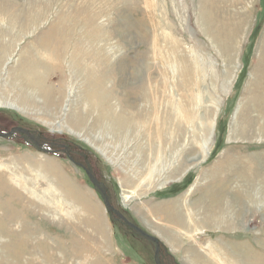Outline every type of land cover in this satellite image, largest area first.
<instances>
[{
  "label": "rangeland",
  "instance_id": "1",
  "mask_svg": "<svg viewBox=\"0 0 264 264\" xmlns=\"http://www.w3.org/2000/svg\"><path fill=\"white\" fill-rule=\"evenodd\" d=\"M0 125L87 155L164 264H264V0H0ZM129 230L65 153L0 137V264H156Z\"/></svg>",
  "mask_w": 264,
  "mask_h": 264
},
{
  "label": "water",
  "instance_id": "2",
  "mask_svg": "<svg viewBox=\"0 0 264 264\" xmlns=\"http://www.w3.org/2000/svg\"><path fill=\"white\" fill-rule=\"evenodd\" d=\"M15 133H18L27 143H29L38 151H42V152L50 151L49 149L42 147V143L40 141L42 135L40 132L36 130H31L20 126H14L9 131H1L0 137L12 138V136ZM55 144L61 148L60 151L64 152L66 155L69 156V152L71 149L70 144L68 143H55ZM84 158L86 160V166H84L85 172L90 182L93 184L95 191L99 194L104 204L105 210L110 216L111 220L114 221L118 220L119 222L124 223L127 226V228L130 229L134 234L145 239L154 250L155 263L164 264V249L161 240L157 236L149 233L148 231L144 230L143 228L129 221L118 209L114 207V205L111 202L110 191L108 187L105 185V183L102 180H99L95 176L90 162L87 161L86 155H84Z\"/></svg>",
  "mask_w": 264,
  "mask_h": 264
},
{
  "label": "bare ground",
  "instance_id": "3",
  "mask_svg": "<svg viewBox=\"0 0 264 264\" xmlns=\"http://www.w3.org/2000/svg\"><path fill=\"white\" fill-rule=\"evenodd\" d=\"M43 39V38H42ZM42 39H41V45L40 46H43V45H48V43H43V41H42ZM32 64L34 65V66H40V63L39 62H35V61H33L32 62ZM44 64V63H43ZM38 69H33V70H31V71H29L28 69L26 70V72H28L27 73V76H26V80H27V82L28 83H31L32 84V86H35L36 88H37V90L40 92L39 94L40 95H42L43 96V98L47 101V102H50L52 105H54V104H57V98L54 96V94H55V90L51 87V86H45V85H43V86H41V85H38V83L37 82H35V81H33V78H37V79H44L45 80V78L44 77H42V76H40L39 74H38V71H37ZM98 77V76H97ZM93 84L95 85V87H97V88H100V86L103 84L102 82H101V79L100 78H98V79H96V78H94L93 79ZM38 94V95H39ZM105 105V104H104ZM108 106V105H107ZM98 107H100V106H98ZM18 108V107H17ZM103 108H105V106H103ZM104 116V115H103ZM109 116V115H108ZM109 117H112V116H109ZM113 119H116L118 122H120L119 124H121V122H122V125H125V124H128L129 122L128 121H126L125 119H123V120H121L120 121V119H122V118H119V116L118 117H116V118H113ZM79 121H80V119H79ZM213 122V121H212ZM212 127H213V123H212ZM206 152H207V150L205 149L204 150V154L206 155ZM242 172V171H241ZM221 176L223 175V174H220ZM217 176V175H216ZM224 176V175H223ZM220 177V176H219ZM224 178V177H223ZM229 184V183H228ZM233 191V190H232ZM243 191V190H242ZM227 192H229L230 193V191H229V189H228V187H227V185H226V181L225 180H218L216 183H215V185L210 189V192H209V197L212 199V200H214V202L213 203H211V206L212 205H214V208H212V209H210V211L208 210V211H206V214H205V217H204V223L205 224H207V225H210V224H212V223H214V222H219V221H222V219H221V216L218 214V213H220V211H221V208H222V206H223V201L221 200V199H223V197H224V195H226L227 194ZM231 193H233V194H236L235 196H237V197H241L242 195L241 194H239L238 192H236V191H233V192H231ZM65 194V193H64ZM215 197V198H214ZM218 197H221L220 199L218 198ZM211 199H209V201L211 202ZM238 199V198H237ZM236 199V200H237ZM225 203V202H224ZM210 205V204H209ZM227 207V206H226ZM209 208V207H208ZM169 211L167 210L166 211V213H168ZM212 215H214L213 216V218H212ZM165 216V219L167 220L168 218H170V219H172L174 222H177V223H184L185 222V220L184 219H179V218H177V210H176V208H174V210H173V212L170 214V216L168 215V214H165L164 215ZM211 219V220H210ZM192 220V219H191ZM190 228V227H189ZM172 231H174L175 233L177 232V231H175L174 229H171ZM209 247H210V245H209Z\"/></svg>",
  "mask_w": 264,
  "mask_h": 264
},
{
  "label": "flooded vegetation",
  "instance_id": "4",
  "mask_svg": "<svg viewBox=\"0 0 264 264\" xmlns=\"http://www.w3.org/2000/svg\"><path fill=\"white\" fill-rule=\"evenodd\" d=\"M1 126H4V125H0V127ZM43 140V139H42ZM49 143H50V140H47L46 138L44 139V141H43V143H42V147H49ZM71 154V153H70ZM72 154H76V155H78V156H80V154L78 153V152H74V153H72ZM72 154H71V156H72ZM76 161H78V160H76ZM79 162V161H78Z\"/></svg>",
  "mask_w": 264,
  "mask_h": 264
}]
</instances>
